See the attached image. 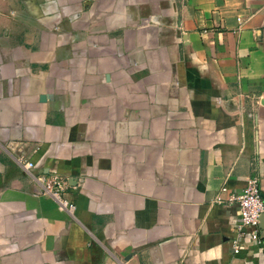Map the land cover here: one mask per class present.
Returning <instances> with one entry per match:
<instances>
[{
  "label": "crops",
  "instance_id": "obj_1",
  "mask_svg": "<svg viewBox=\"0 0 264 264\" xmlns=\"http://www.w3.org/2000/svg\"><path fill=\"white\" fill-rule=\"evenodd\" d=\"M250 176L264 0H0V264H264L216 202Z\"/></svg>",
  "mask_w": 264,
  "mask_h": 264
},
{
  "label": "built area",
  "instance_id": "obj_2",
  "mask_svg": "<svg viewBox=\"0 0 264 264\" xmlns=\"http://www.w3.org/2000/svg\"><path fill=\"white\" fill-rule=\"evenodd\" d=\"M17 161L27 171L34 166L33 162L22 158ZM38 180L45 193L52 196L71 214L75 212L76 204L63 195L66 188L63 179L58 176L41 174ZM221 193H227V197L217 196L216 202L236 204L239 208V216L231 226L232 235L230 237L233 252L238 254L242 249L241 240L243 238H250L255 242H261L263 238L261 219L264 215V198L261 191V180L258 176H250L241 190L232 192L225 185L221 188Z\"/></svg>",
  "mask_w": 264,
  "mask_h": 264
},
{
  "label": "water",
  "instance_id": "obj_3",
  "mask_svg": "<svg viewBox=\"0 0 264 264\" xmlns=\"http://www.w3.org/2000/svg\"><path fill=\"white\" fill-rule=\"evenodd\" d=\"M264 220V215L262 216V221Z\"/></svg>",
  "mask_w": 264,
  "mask_h": 264
}]
</instances>
